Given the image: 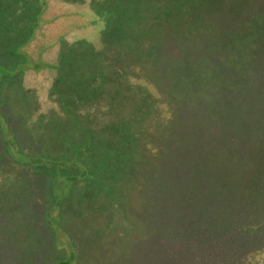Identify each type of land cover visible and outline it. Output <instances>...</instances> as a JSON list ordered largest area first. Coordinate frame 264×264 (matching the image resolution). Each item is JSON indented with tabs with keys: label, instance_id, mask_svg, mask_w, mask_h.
I'll list each match as a JSON object with an SVG mask.
<instances>
[{
	"label": "trees",
	"instance_id": "trees-1",
	"mask_svg": "<svg viewBox=\"0 0 264 264\" xmlns=\"http://www.w3.org/2000/svg\"><path fill=\"white\" fill-rule=\"evenodd\" d=\"M12 1L16 6L11 5ZM34 1L0 0V34H3L2 28L5 26L2 19L8 21L18 15L29 24L30 32L34 33L20 42L23 48L34 40L36 31L42 26L41 18L46 9L47 0H38L42 2L41 6L36 5ZM181 2L183 1L173 0L169 8L172 20L179 19L183 11L188 12L185 23L179 28H176V25L171 28L172 34L168 35L170 46L166 47L162 41H158L155 43L156 51L152 50L138 58L142 67L151 70L155 85H159V96H162V92L172 96L171 102L169 99L162 101L166 108L171 110L165 115L170 121L167 125L170 133L168 138L176 139L177 142H171L170 145L168 143V147L174 149L171 150L172 154L176 153L177 147L181 148V153L185 150V155L191 150L193 152L174 174V178L180 175L185 180L182 193L185 204L179 202L178 194L174 190L168 200L171 212L167 220L180 225L190 222H246L251 220V209L264 211V8L250 3L245 7L237 6L234 11L224 10L226 5L223 4L224 1H220L186 4L188 7L183 10ZM228 3L233 4L234 1ZM30 5H33V11L26 10ZM123 18L125 19L124 15ZM199 32L203 39L195 52L194 43L199 41ZM2 39L3 36L0 35V49ZM206 50L210 52L203 56ZM163 56L168 58L164 59ZM15 58L17 60L11 62V65L8 61L11 57L3 58L0 53V212L4 214L6 223L12 222V228L17 229V233L14 231L15 237L28 236L36 240L35 244L27 245L24 253L26 256L37 250L41 255L39 259H42L46 252L53 251V254L62 252L66 255L65 259H59L55 263V260H50L44 264H102L98 256L114 251L116 238L122 230H128L131 224L127 212L122 210L116 201V189L111 188L108 181L104 183L100 178V174H103L100 169L98 174L93 168L96 158L89 153L93 133L96 135L93 131L95 129L79 120L84 106L73 110L65 108L62 101L58 108H62L64 116L56 115L58 108L51 114L40 112L39 105L37 108L35 100L30 99V96L23 102L27 109L39 112L36 119L32 118L29 111L27 117L18 122L12 119L11 112L9 115L7 112L5 114L2 91H6L7 83L21 82L23 75L29 70L38 73L48 67L54 68V64L48 65L35 60L32 54L23 50ZM161 63L167 69L159 71ZM178 75L180 79L177 85L165 84L166 80H176ZM56 80L55 77L54 82ZM165 85L168 93L165 88L162 90ZM19 86L22 92L31 93L22 82ZM84 113L90 116L86 109ZM14 116L22 115L15 113ZM90 117L99 120L97 116ZM113 119L116 121L118 118L114 116ZM55 120H58V123L63 121L65 126H70L71 121L74 122L73 126L77 131L74 134L80 142L67 144L64 150L60 146L51 149L35 143L32 138L33 131L29 127H26L27 130L22 128L28 122L32 124L41 121L46 124ZM115 124L117 126L118 123ZM189 127L195 129L189 130ZM152 130L151 134L156 132V129ZM160 133L163 135L162 131ZM113 136L105 140L113 142ZM183 136L184 140L181 138ZM155 138L157 139V136ZM165 138L167 137L161 136L160 139L164 141ZM197 148H200L198 155L195 150ZM215 158L220 161L221 168ZM143 160L142 167L139 166L142 171L138 173V180L132 185L141 186L146 190L148 178L152 181L157 180L158 176L162 177L163 172L159 170V164L163 159H160L157 165H149L146 156H143ZM144 164L146 165L143 166ZM190 165H197L200 172L193 175L198 177L197 179L190 177L194 180L187 185L184 175L190 174ZM105 168H119V163L108 162ZM154 169L157 175L153 174ZM106 173L107 179L114 180L111 171ZM209 175L211 179L206 178ZM88 178L94 181L92 185H96V191L99 190L100 195L104 194L101 197L106 199L105 205L109 208L103 206V210L108 212L104 217L109 222L112 221V224L117 222V228L112 231L107 228L104 231L107 232L105 236L103 232L96 241L91 239V234L99 232V229L94 227L93 220L88 217L89 201L83 197L87 194L83 187ZM40 182L42 185L38 187ZM202 187L205 193L199 195L203 191L199 192L197 189ZM119 188L128 192L126 186ZM76 194L79 199H75ZM14 196L19 198L20 205L27 212L21 211L16 216H11L3 210ZM157 197L159 196H155L156 204ZM93 203L103 204L99 200ZM150 203L153 204V200ZM112 206H116L114 210L110 209ZM28 207L35 211L30 212ZM62 213L66 216L67 225L61 222ZM103 213L105 211L99 214ZM121 213L126 217L115 219L116 215ZM29 216L32 218L30 228L24 233L20 230V224ZM150 216L157 223L166 220V217L159 216L155 208ZM99 217L96 215L95 221ZM76 229L82 231L73 242L70 234L77 231ZM180 235L181 233L177 236ZM98 242L101 244L100 248L92 250L91 245ZM79 254L83 259L78 257ZM252 254L254 256L248 257V264L253 261L264 264V245L258 246Z\"/></svg>",
	"mask_w": 264,
	"mask_h": 264
},
{
	"label": "rangeland",
	"instance_id": "rangeland-1",
	"mask_svg": "<svg viewBox=\"0 0 264 264\" xmlns=\"http://www.w3.org/2000/svg\"><path fill=\"white\" fill-rule=\"evenodd\" d=\"M182 1L180 4L183 10L188 4L195 2L209 4L220 1H224L223 4L226 5L224 10L234 11L237 6L245 7L250 3L264 8V0ZM231 1L234 3H228ZM34 2L38 6L42 5L38 0ZM172 2L173 0H47L44 16L41 18L42 26L36 31L34 40L24 48L20 42L26 36L34 34L30 32L29 24L19 15L8 21L2 19L5 24L2 28L3 34H0L3 36L0 49L3 58L10 56L9 63H14L17 60L15 56L23 50L32 54L35 60L38 59L48 65L54 64L53 69L48 67L38 73L29 70L23 75L22 85L31 93L22 92L19 86L21 82L7 83V92L2 91L6 107L4 112L8 115L11 112L12 119L17 122L21 118L25 119L28 111L32 118L36 119L39 112L27 109V105L23 102L27 96L35 100L37 108L39 105V111L45 114L53 113V110L61 105L60 101L65 103V108L69 107L73 110L84 106L79 120L84 125L93 127L95 129L93 131L96 132V135L93 133L89 153L96 158L93 168L98 174L100 169L103 172L100 178L104 183L108 181L111 188L116 189V201L120 204V208L127 212L131 224L128 230H122L116 238L114 251L98 256L102 264H248V257L254 256L252 251L264 245L263 210L258 212L251 209L249 211L251 220L240 223L190 222L180 225L167 220L171 212L168 200L174 190L178 194L179 202L185 204L182 195L185 180L180 175L174 178V174L178 172L182 162L185 163L186 157L193 152L191 150L185 155V150L181 153V148L177 147L176 153L172 154L171 150L174 149L169 148L168 143L170 145L171 142H177L176 139L168 138L170 133L167 125L170 121L165 115L171 110L162 102L165 99L171 102L172 96L163 92L162 96H159L157 90L159 85H155L153 81L155 78L150 74L151 70L142 67L138 58L152 50L156 51L155 43L158 41H162L166 47L170 46L168 35L172 34L171 28L173 29L175 25L179 28L185 23L187 11H183L179 19L172 20L169 14ZM11 5L16 6L14 1ZM26 10L33 11V5ZM59 15L63 16L58 17ZM200 33L197 34L199 41L194 43L195 52L198 51L197 47L201 46L203 39ZM206 52L210 50L204 51L203 56ZM163 58L168 57L163 56ZM150 68L154 69L152 65ZM160 68L159 71L167 69L162 63ZM55 77L57 80L54 82ZM179 79L180 75L176 80H166L165 84L175 86ZM164 88L166 89V85L162 90ZM85 109L90 116H97L99 120L87 116L84 113ZM15 113L22 116L16 117ZM56 115H65L62 108H58ZM114 116L118 118L116 121L113 119ZM193 118L196 119L194 116ZM115 122L118 123L117 126ZM69 124L70 126H65L63 121L58 123V120L46 124L41 121L32 124L28 122L22 128L29 127L33 131L32 138L35 143L46 145L51 149L60 146L64 150L69 144L80 142L74 134L77 132L73 126L75 123L71 121ZM152 129H156V132L151 134ZM191 129L195 128L189 127V130ZM111 136L115 138L113 142L105 140ZM143 136H145L144 143ZM161 136L167 138L163 141L160 139ZM184 136L181 137L183 140ZM48 138L52 139L48 140ZM195 150L198 155L200 148ZM143 156H146L149 165L150 163L157 165L159 160L163 159L159 164V170L163 172L162 177L158 176L157 180L152 179V181L148 178L146 190L141 186L132 185L138 180V173L142 171L139 166L142 167ZM215 161L221 168L220 161L216 158ZM108 162H118L119 168H110L111 170L105 168ZM197 167L190 165L188 168L190 174L184 175L187 185L198 178L193 176L200 172ZM107 171H111L114 180L107 179ZM156 172L154 169L153 174L157 175ZM206 178L211 179V175ZM92 184L94 181L89 178L84 182L83 188L87 194L83 197L89 201L90 209L87 215L93 220L94 227L99 229V232L91 234V239L96 241L107 228L111 231L117 228V222L112 224V221L109 222L104 217L108 213L107 210H103V206L107 204L106 199L101 197L104 194L100 195V191H96V185ZM41 185L42 182L38 183V187ZM120 186L128 187V192L119 188ZM197 190L203 191L199 195H204L203 187ZM155 196H159L157 204H161L158 206ZM76 198L79 199L78 194ZM98 200L103 204L93 203ZM152 200L153 204L150 203ZM115 207L112 206L110 209L114 210ZM154 208L159 216L166 217V220L155 222L150 216ZM3 210L11 216H16L21 211L27 212L20 205L17 196H14ZM28 210L35 211L32 207H28ZM102 211L105 213L99 214ZM96 215L100 217L95 221ZM65 217L62 213L61 222L67 225ZM125 217V214L121 213L116 215L115 219L120 220ZM31 221V216L23 220L20 230L26 233ZM10 223L12 222L6 223L4 214L0 212V264H41V262L44 264L50 260L51 262L55 260L53 262L55 263L59 259H65L66 255L64 256L62 252L53 254V251L46 252L42 259H39L41 255L37 250L26 256L24 253L27 245L35 244L36 240L28 236L15 237L14 231L15 233L18 231L13 229ZM76 230L70 234L73 242L82 231V229ZM106 233L104 232V236ZM171 233L173 234L170 236ZM180 233L181 235L177 236ZM100 245L99 242L91 245L92 250L99 249ZM78 257L82 256L79 254ZM250 264L257 263L253 261Z\"/></svg>",
	"mask_w": 264,
	"mask_h": 264
}]
</instances>
